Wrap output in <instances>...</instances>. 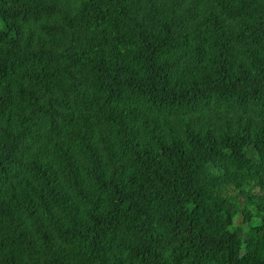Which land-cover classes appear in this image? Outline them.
<instances>
[{"label":"trees","instance_id":"trees-1","mask_svg":"<svg viewBox=\"0 0 264 264\" xmlns=\"http://www.w3.org/2000/svg\"><path fill=\"white\" fill-rule=\"evenodd\" d=\"M0 264H264V0H0Z\"/></svg>","mask_w":264,"mask_h":264}]
</instances>
